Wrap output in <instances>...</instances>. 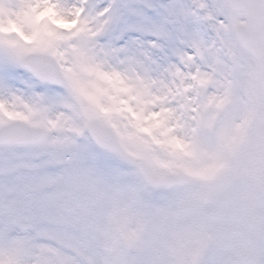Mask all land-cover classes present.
<instances>
[{
	"label": "snow or ice",
	"instance_id": "6c2138e0",
	"mask_svg": "<svg viewBox=\"0 0 264 264\" xmlns=\"http://www.w3.org/2000/svg\"><path fill=\"white\" fill-rule=\"evenodd\" d=\"M0 264H264V0H0Z\"/></svg>",
	"mask_w": 264,
	"mask_h": 264
}]
</instances>
